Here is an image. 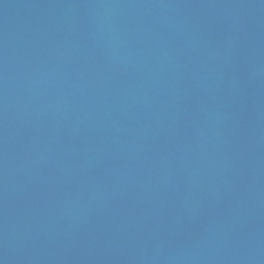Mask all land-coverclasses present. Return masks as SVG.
I'll use <instances>...</instances> for the list:
<instances>
[{
    "label": "water",
    "instance_id": "1",
    "mask_svg": "<svg viewBox=\"0 0 264 264\" xmlns=\"http://www.w3.org/2000/svg\"><path fill=\"white\" fill-rule=\"evenodd\" d=\"M0 264H264V0H0Z\"/></svg>",
    "mask_w": 264,
    "mask_h": 264
}]
</instances>
